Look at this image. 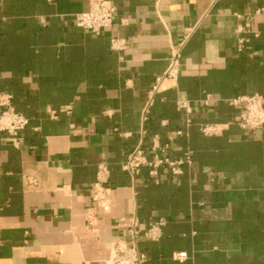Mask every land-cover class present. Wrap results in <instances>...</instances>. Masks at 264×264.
I'll return each mask as SVG.
<instances>
[{
    "label": "crops",
    "instance_id": "obj_1",
    "mask_svg": "<svg viewBox=\"0 0 264 264\" xmlns=\"http://www.w3.org/2000/svg\"><path fill=\"white\" fill-rule=\"evenodd\" d=\"M109 2L114 26L87 33L75 16L88 0H0V36L11 44L0 46V92L29 119L18 135L0 132V264H109L113 244L129 242L133 215L144 227L166 221L160 240L138 241L145 264H264V128L242 129L232 103L264 97V0ZM246 25L261 35L242 32ZM40 34L46 42L12 57L18 36ZM116 38L124 51L111 48ZM178 46L179 77L161 80L154 100L172 101L182 124L171 130L164 118L146 138L149 92ZM179 99L193 105L190 127ZM207 123L218 125L216 136L201 135ZM176 130L190 138L169 143ZM155 136L173 159L190 148L192 165L156 177L145 167L133 180L121 164ZM102 162L111 177L98 205ZM179 252L188 258L175 259Z\"/></svg>",
    "mask_w": 264,
    "mask_h": 264
},
{
    "label": "built area",
    "instance_id": "obj_2",
    "mask_svg": "<svg viewBox=\"0 0 264 264\" xmlns=\"http://www.w3.org/2000/svg\"><path fill=\"white\" fill-rule=\"evenodd\" d=\"M89 9L87 11L76 14L75 24L81 30L87 33H97L103 28L112 27L115 24L116 7L109 0H88ZM158 4L160 0H155ZM258 13L264 14V8L258 10ZM250 25H246V31L250 33ZM255 37L261 35L260 32H252ZM249 39L241 37L238 42V50L243 51ZM111 48L117 52H122L126 48V42L123 39L116 38L111 40ZM181 46L176 47L171 55L169 64L163 75L157 79V83L149 92V101L143 110V120H148V114L151 106L154 104V96L158 89V84L163 79L176 80L180 74L181 66ZM210 96L202 101L204 105H209ZM233 105L240 107L238 115V125L244 130H260L264 128V97L260 94L239 97L233 100ZM179 111H184L187 115V127L192 125L191 114L193 113V105L189 100L179 99L176 103ZM0 132L18 135L29 125V119L22 113L16 111L12 105V96L6 92H0ZM55 116V114H54ZM201 135L205 138H212L218 133V125L207 123L199 128ZM146 133L143 130V134ZM126 135V134H125ZM128 135V134H127ZM126 135V136H127ZM190 138V132L184 130H176L170 133L167 140L172 142L176 138ZM153 157L150 158L149 152L143 147L142 141L128 154L127 158L121 164V170L127 173L135 180L143 168H148L149 175L156 177L160 169H167L173 175L179 176L184 173L186 166L192 165L193 151L188 148L186 152L177 159L171 158L167 154L168 144L162 146L159 136L154 137L151 147ZM111 177V169L107 163H100L97 166V175L93 184V201L100 205L108 195L106 185ZM166 221L163 218L149 222L144 227L137 215L130 218L128 237L129 242L119 241L113 244L111 258L109 264H145L147 255L139 248L138 241L141 236H145L151 241H158L163 235V227ZM188 258L186 252H179L175 255L177 260H185Z\"/></svg>",
    "mask_w": 264,
    "mask_h": 264
},
{
    "label": "trees",
    "instance_id": "obj_3",
    "mask_svg": "<svg viewBox=\"0 0 264 264\" xmlns=\"http://www.w3.org/2000/svg\"><path fill=\"white\" fill-rule=\"evenodd\" d=\"M5 25L0 23V27L2 26L4 27ZM1 38L2 37L0 36V46H3L4 48H8L11 46L10 42L8 43V40L6 41V39L3 40ZM37 38L40 40H43L44 38V41L46 42V38L42 34H40L38 37L37 36L36 37H30V36L29 37L27 36L19 37L18 36L15 42L12 43L13 48H15V50L13 51L12 57H14L15 60L17 61L20 59H23L25 55V48L31 46L32 42L34 41L37 42ZM48 41L49 42L55 41V36L51 35ZM5 67L8 68L9 66H5ZM164 118L169 119L170 121L169 127L171 130L182 124L181 115L178 112H176L173 102L169 101L164 104L163 102L160 101V98H156L154 104L151 106L149 110L148 120L145 125V130L147 132L146 138H149V136L153 135L154 133L156 134L160 133L157 127L159 126L160 121ZM145 149L148 152L150 151L149 156L150 158H152L153 152L151 148L149 150V146L146 145ZM193 158L194 156H192V160ZM223 262L225 264H236V262L234 261H231V262L223 261Z\"/></svg>",
    "mask_w": 264,
    "mask_h": 264
}]
</instances>
